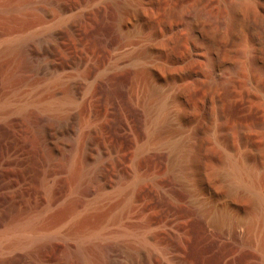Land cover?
I'll return each mask as SVG.
<instances>
[{
    "label": "rangeland",
    "instance_id": "374dc122",
    "mask_svg": "<svg viewBox=\"0 0 264 264\" xmlns=\"http://www.w3.org/2000/svg\"><path fill=\"white\" fill-rule=\"evenodd\" d=\"M98 233L115 261L264 264V0H0V264Z\"/></svg>",
    "mask_w": 264,
    "mask_h": 264
},
{
    "label": "bare ground",
    "instance_id": "6f19581e",
    "mask_svg": "<svg viewBox=\"0 0 264 264\" xmlns=\"http://www.w3.org/2000/svg\"><path fill=\"white\" fill-rule=\"evenodd\" d=\"M37 59H38V55H36L31 50L28 54L27 60L33 63ZM71 147H72V145H71ZM74 158H76V155L72 154L71 158L67 159V162H69V161L71 162ZM80 159L82 160V156H80ZM97 164H96V162H92L89 164V170L87 172L88 174L86 175L87 177L85 176V180L83 178L79 179V181L80 180L81 181L83 180V181L77 187L78 190H80V188L82 190L94 189V182H95V179H96L97 174H98ZM253 194H255V193H253ZM35 224H36V219H34V217L30 218L29 220H27L23 223H19V224L12 227V229L9 233V237L10 238L14 237V239L16 241L17 240H23V241L30 242V243L33 241L35 242V240L38 238L43 239V238H40V237L44 236V235H42V233L40 235L38 234L40 237L37 235L38 231L35 230ZM101 230H103V229H101ZM98 231L102 232L99 229H98ZM98 234L100 235V233H98ZM47 235H48V233H47ZM47 235L45 234V236H47ZM92 235H90V236H92ZM99 235H96V236L98 237ZM109 235L110 234L103 235V233H101V235H100L101 238H99L100 236L98 237L100 239L98 242H93V240L91 238H89L91 240H87L88 239L87 235L86 236L81 235L80 236L81 239L76 240L75 247L73 246L74 248L72 250H69L66 253V258H67L68 264H132L135 260L134 255L137 254V252L139 253L140 250L137 251L135 246H132V247L127 246L125 251L123 252L124 253L123 261H115L112 259V257H113L112 254H113L115 246H114V243L112 242V240L110 239L111 236H109ZM120 235L122 237H124V239H127L128 237H134L135 240L137 241L136 243H139V244L148 243V238L146 237V234L142 230H134V231L123 230L120 232ZM82 236H83L84 240L87 238L86 240L88 242H90V241L91 242L86 243L83 240ZM96 236H94V238ZM97 237H96V239H97ZM87 244L88 245L90 244V246H88ZM94 254H96V257L94 256Z\"/></svg>",
    "mask_w": 264,
    "mask_h": 264
}]
</instances>
